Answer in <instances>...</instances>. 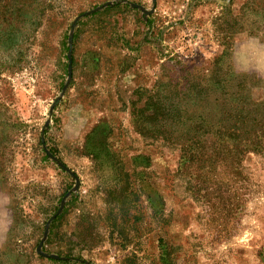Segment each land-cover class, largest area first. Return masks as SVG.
<instances>
[{
	"label": "rangeland",
	"instance_id": "rangeland-1",
	"mask_svg": "<svg viewBox=\"0 0 264 264\" xmlns=\"http://www.w3.org/2000/svg\"><path fill=\"white\" fill-rule=\"evenodd\" d=\"M159 81L177 137L264 126V0H0V264H264V150L180 173L132 122Z\"/></svg>",
	"mask_w": 264,
	"mask_h": 264
},
{
	"label": "trees",
	"instance_id": "trees-1",
	"mask_svg": "<svg viewBox=\"0 0 264 264\" xmlns=\"http://www.w3.org/2000/svg\"><path fill=\"white\" fill-rule=\"evenodd\" d=\"M172 82L159 81L152 90L138 93L139 99L144 97L143 106H137L138 101L131 103V117L137 132L146 140H162L164 144L177 147L180 150L179 172L187 174L189 169L198 165L202 175L196 176L203 179L205 169L216 170L217 166L225 165V161L235 156L237 162L241 161L246 152L255 153L264 150V126L255 120H245L240 124L238 115H229L234 121L225 120L223 117L218 123H206L202 118L197 125H190L191 130L183 137H177L173 131L175 125L180 123L181 111L171 97L163 94V89L171 86ZM169 95L170 92H167ZM235 157L232 159L235 160ZM127 181L124 180V183ZM203 183V182H202ZM115 196L116 208L119 212H126L125 200L130 192L129 185L125 184ZM193 197L199 202L206 200L207 189L194 187ZM206 192V193H204ZM132 195V192L130 193ZM58 216L55 222L60 221ZM114 228H119L115 222Z\"/></svg>",
	"mask_w": 264,
	"mask_h": 264
}]
</instances>
